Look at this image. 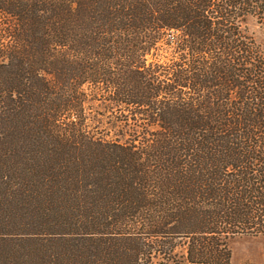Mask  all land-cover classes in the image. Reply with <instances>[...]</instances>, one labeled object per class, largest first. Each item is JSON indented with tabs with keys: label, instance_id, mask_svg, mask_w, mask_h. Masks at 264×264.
Returning <instances> with one entry per match:
<instances>
[{
	"label": "trees",
	"instance_id": "1",
	"mask_svg": "<svg viewBox=\"0 0 264 264\" xmlns=\"http://www.w3.org/2000/svg\"><path fill=\"white\" fill-rule=\"evenodd\" d=\"M251 19L264 0H0V264H230L264 237Z\"/></svg>",
	"mask_w": 264,
	"mask_h": 264
},
{
	"label": "rangeland",
	"instance_id": "2",
	"mask_svg": "<svg viewBox=\"0 0 264 264\" xmlns=\"http://www.w3.org/2000/svg\"><path fill=\"white\" fill-rule=\"evenodd\" d=\"M248 25L250 32L254 34L256 41L260 44L262 50H264V26L253 19L250 20ZM152 59L149 56V61ZM157 59L167 61L164 57L159 58L158 56ZM86 106L88 107V124L91 129L95 132H103L104 134H108L110 138H114L117 132L115 127L116 120L125 118L124 114L112 107V109H115L112 112L103 109L100 101H95L91 97ZM230 245L233 250V257L230 264H264V237L237 235L231 239Z\"/></svg>",
	"mask_w": 264,
	"mask_h": 264
}]
</instances>
